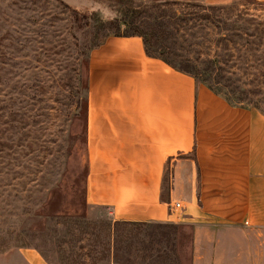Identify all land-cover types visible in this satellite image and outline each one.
<instances>
[{"label": "rangeland", "instance_id": "rangeland-1", "mask_svg": "<svg viewBox=\"0 0 264 264\" xmlns=\"http://www.w3.org/2000/svg\"><path fill=\"white\" fill-rule=\"evenodd\" d=\"M233 26L256 36L231 42ZM115 33L264 113V0H0V264H231L189 221L87 202L89 56Z\"/></svg>", "mask_w": 264, "mask_h": 264}, {"label": "crops", "instance_id": "crops-1", "mask_svg": "<svg viewBox=\"0 0 264 264\" xmlns=\"http://www.w3.org/2000/svg\"><path fill=\"white\" fill-rule=\"evenodd\" d=\"M87 80V202L115 221H189L197 251L263 262L264 113L147 53L138 35L93 48Z\"/></svg>", "mask_w": 264, "mask_h": 264}, {"label": "trees", "instance_id": "trees-1", "mask_svg": "<svg viewBox=\"0 0 264 264\" xmlns=\"http://www.w3.org/2000/svg\"><path fill=\"white\" fill-rule=\"evenodd\" d=\"M222 13L221 14H223L224 13V8L222 7ZM94 15V14H93ZM230 19V18H229ZM115 21H120L119 19H115ZM116 25H117V23L116 22H114ZM115 25V26H116ZM117 27L118 28H120V26L119 25H117ZM113 35H136V34H120V33H115V34H113ZM108 36V35H107ZM107 36L106 37H104L103 39H102V41H101V43L107 38ZM256 36V34L255 33H253V32H250V28H245V27H243V26H233L232 28H231V42H234V43H237V41H238V39H244V40H246L247 42H250L248 39H251L252 37H255ZM100 43V44H101ZM148 53V52H147ZM157 57H159V58H161V59H163L164 61H166L167 63H169L170 65H172L173 67H175L170 61H169V59L168 58H166V57H164V56H157ZM179 70H182V71H185V72H189V70H187V69H185V68H178ZM239 105H241V104H239ZM242 106H243V104H242ZM122 222H125V224H130V223H133V222H127V221H122ZM145 223V222H144Z\"/></svg>", "mask_w": 264, "mask_h": 264}, {"label": "built area", "instance_id": "built-area-1", "mask_svg": "<svg viewBox=\"0 0 264 264\" xmlns=\"http://www.w3.org/2000/svg\"><path fill=\"white\" fill-rule=\"evenodd\" d=\"M183 208L182 204L180 201H176L174 202L172 205H171V210L172 211H175V210H178V209H181Z\"/></svg>", "mask_w": 264, "mask_h": 264}]
</instances>
